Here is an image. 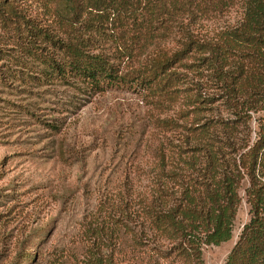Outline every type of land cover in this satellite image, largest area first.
<instances>
[{"label":"trees","instance_id":"trees-1","mask_svg":"<svg viewBox=\"0 0 264 264\" xmlns=\"http://www.w3.org/2000/svg\"><path fill=\"white\" fill-rule=\"evenodd\" d=\"M0 26L20 71L132 91L148 109L76 264H206L204 247L233 237L245 183L251 218L224 264H264V0H0ZM27 253L10 264L39 263Z\"/></svg>","mask_w":264,"mask_h":264},{"label":"rangeland","instance_id":"rangeland-1","mask_svg":"<svg viewBox=\"0 0 264 264\" xmlns=\"http://www.w3.org/2000/svg\"><path fill=\"white\" fill-rule=\"evenodd\" d=\"M239 18L234 8L220 24ZM7 38L0 26V264L22 249L38 264H76L84 224L122 184L135 146L129 138L139 136L148 109L132 91L82 94L40 79L31 64L20 71ZM246 187L232 239L205 246L206 264H224L239 242L251 218Z\"/></svg>","mask_w":264,"mask_h":264}]
</instances>
